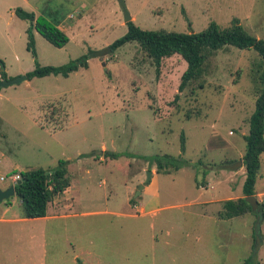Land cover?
<instances>
[{
    "label": "rangeland",
    "instance_id": "obj_1",
    "mask_svg": "<svg viewBox=\"0 0 264 264\" xmlns=\"http://www.w3.org/2000/svg\"><path fill=\"white\" fill-rule=\"evenodd\" d=\"M84 1L85 10L71 19L80 20L78 33L67 35L62 48L36 35V58L26 50L29 23L12 16L0 70L14 79L31 72L35 59L57 67L102 51L126 33L125 13L142 30L174 33H199L213 23L229 30L236 20L264 40V0ZM28 3L54 20L81 6L80 0ZM22 4L4 3L31 12ZM87 63L67 78L0 88L2 131L10 144L0 151V186L12 185L15 166L54 168L59 161L67 162L70 180L69 195L56 197L61 205H50L45 218L25 219L20 201L9 199L11 209L0 216L13 221L0 222V264H264V219L256 245V215L219 216L224 201L243 197V166H226L245 153L259 56L223 46L206 61L204 88L191 91L194 84L183 92L184 60L165 58L156 70L135 42L111 56H89ZM163 155L190 166L157 173L146 159ZM147 171L154 174L149 183ZM255 193L264 204V154Z\"/></svg>",
    "mask_w": 264,
    "mask_h": 264
},
{
    "label": "trees",
    "instance_id": "obj_2",
    "mask_svg": "<svg viewBox=\"0 0 264 264\" xmlns=\"http://www.w3.org/2000/svg\"><path fill=\"white\" fill-rule=\"evenodd\" d=\"M14 14L17 18L29 23L26 30L27 50L36 58L34 32L56 48H62L68 43L67 36L54 24L44 17H35L31 12L16 8ZM126 33L107 46L102 51H91L88 56L70 62L63 66L41 67L34 61L35 67L26 73L27 80L44 78L48 76H60L67 78L71 73L79 69L88 68V57L111 56L119 48L127 43L135 42L147 54L159 69L161 61L178 55L186 63V69L180 78L179 92L187 87L191 91L203 89L202 77L205 72L206 61L213 56L214 52L223 46H233L240 50H253L261 59L256 69L258 84L255 109L249 119L248 134L245 140V153L241 159L245 170V178L242 188V198L226 200L222 205L221 219L231 220L246 214H253L251 207L245 201L246 198L255 196V183L260 168V156L264 154V40L250 36L238 21L229 30H219L213 23L199 33H174L163 31H146L140 29L133 21L126 22ZM2 78L5 75L2 74ZM181 151L184 152V140L181 138ZM107 158L116 159L118 154L104 151ZM149 164H155L157 173L171 174L183 167L190 166L189 162L181 158L171 156H153L146 159ZM201 165V163L197 164ZM20 185H15V197L20 201L22 214L25 219L45 218L47 207L52 200L63 194L70 187L67 176V162L59 161L54 168H35L20 172ZM11 199V198H10ZM5 204L10 205L9 199ZM260 207L263 209L262 203ZM264 219V212H263Z\"/></svg>",
    "mask_w": 264,
    "mask_h": 264
},
{
    "label": "crops",
    "instance_id": "obj_3",
    "mask_svg": "<svg viewBox=\"0 0 264 264\" xmlns=\"http://www.w3.org/2000/svg\"><path fill=\"white\" fill-rule=\"evenodd\" d=\"M9 1H13V0H2V3H0V51L5 50L7 47H9L11 45V41H10L11 27L10 26H11V22H12V18H13L12 16H15L14 10L16 8L5 7L4 3H7ZM21 2L23 3L22 6L24 8L27 7V8L31 9L30 11H31V13H33L35 15V17H43L44 14L43 15L42 14H36L35 6H33V4H31V3L29 4L28 0H21ZM80 4H81L80 7L73 8L72 10L68 11L64 16L58 17L56 20H54L55 18H50V16H49L50 14L44 18H46L51 23H52V21H54V23H52V24L57 26L66 36L69 35V36L73 37L76 33H78V31L80 29V20L71 21V19H73L74 14L76 12L82 13L86 8V4H85L84 0H80ZM7 8H8V11L11 13V15L8 19H6V16L8 15V12H6ZM130 17L132 19V16H130ZM19 20H21V19H19ZM21 21H23V20H21ZM67 25H69V26H67ZM27 28H26V30H27ZM26 30H25V33H26ZM68 30H69V32H68ZM36 35H38V33L34 32V41L36 39ZM67 38H68V36H67ZM26 39H27V34H26ZM68 42H69V38H68ZM26 45H27V42H26ZM26 50H27V48H26ZM0 64H1V60H0ZM2 74L5 75V78H2ZM2 80H12V79L9 78V76L7 75V73L5 71L0 70V82ZM3 124H4V121H3V119L0 118V151H6L10 145L9 141L7 139V136L2 131V127H3L2 125ZM8 153H10L9 150H8ZM15 169L16 170L13 172L12 176L19 175L20 172L25 171L22 168H17L16 166H15ZM151 175L154 176V174H152V173H151ZM1 179L2 178H0V181H4L3 179L2 180ZM151 181H152V179H151ZM7 187H8V185H2V186H0V190H4ZM144 189H146V187H144ZM69 190H70V187L68 189H66L62 195L57 196V197L59 198V197H65V196L69 195V193H70ZM255 197L257 199L259 197L258 194L255 193ZM54 199H53V202H50L48 204L47 210L50 208V205L55 206V207H58L59 205H61L60 201H57L58 199H56V200H54ZM5 202L6 201H3L2 203H0V215H4L5 213H7L11 209V206H9L8 204H5ZM60 208L61 207H59V210L58 209L55 211L52 210L53 213L59 212ZM141 211H143V210H141ZM46 216H47V214H46ZM15 220L20 221V219H15ZM12 221L13 220L10 218L7 219V218H4V216H0V222L1 223H10ZM2 256H3V253H0L1 258H2Z\"/></svg>",
    "mask_w": 264,
    "mask_h": 264
},
{
    "label": "water",
    "instance_id": "obj_4",
    "mask_svg": "<svg viewBox=\"0 0 264 264\" xmlns=\"http://www.w3.org/2000/svg\"><path fill=\"white\" fill-rule=\"evenodd\" d=\"M130 15L128 13H125V22H128L130 21ZM27 80V77L26 75H22V76H19L15 79H12V80H2L0 82V88H5V87H8V86H12V85H15V84H19L23 81H26ZM243 164H242V161H240L239 163L233 165V166H229L226 168L232 170L236 167H242ZM150 176H151V172L150 171H147V183L150 182ZM22 183V180H19L16 182L15 185H20ZM14 185H10L9 187H7L6 189L4 190H0V203H2L3 201H6L12 197L15 196V190H14ZM144 186H141L140 187V190L143 189ZM140 194V192H137L136 195H135V198ZM245 201L249 204V206L251 207V211L252 213H254L256 215V222H255V234H256V238H255V243L256 245H259L260 244V240H259V235H258V232H259V226H260V223L263 219V209L260 207V204L256 197L255 196H252V197H248L245 199ZM264 205V204H262Z\"/></svg>",
    "mask_w": 264,
    "mask_h": 264
},
{
    "label": "built area",
    "instance_id": "obj_5",
    "mask_svg": "<svg viewBox=\"0 0 264 264\" xmlns=\"http://www.w3.org/2000/svg\"><path fill=\"white\" fill-rule=\"evenodd\" d=\"M20 180V175H14L11 177V184L15 186L16 182Z\"/></svg>",
    "mask_w": 264,
    "mask_h": 264
}]
</instances>
